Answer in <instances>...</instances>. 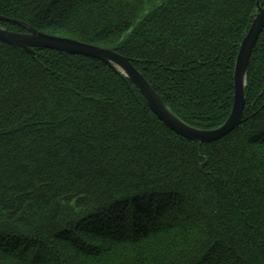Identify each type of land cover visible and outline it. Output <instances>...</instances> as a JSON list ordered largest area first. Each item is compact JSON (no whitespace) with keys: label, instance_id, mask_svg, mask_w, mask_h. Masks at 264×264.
<instances>
[{"label":"trees","instance_id":"16d2710c","mask_svg":"<svg viewBox=\"0 0 264 264\" xmlns=\"http://www.w3.org/2000/svg\"><path fill=\"white\" fill-rule=\"evenodd\" d=\"M259 3L0 0V16L131 59L174 114L213 130ZM246 98L238 128L193 142L117 69L0 41V264H264V30Z\"/></svg>","mask_w":264,"mask_h":264},{"label":"water","instance_id":"95a60500","mask_svg":"<svg viewBox=\"0 0 264 264\" xmlns=\"http://www.w3.org/2000/svg\"><path fill=\"white\" fill-rule=\"evenodd\" d=\"M258 5H260V3ZM0 21L22 26L28 31L27 34H18L0 28V41L6 44L19 47L30 53H33L32 49L34 48H44L73 55L90 57L108 65L118 66L139 88L151 110L167 127L193 142L210 143L231 133L243 122L246 106L245 86L247 71L253 50L264 30V7L259 6V13L256 15L247 36L244 38L237 57L234 85L235 96L231 115L221 127L214 130L195 129L182 122L166 107L159 94L139 73L129 58L110 49H104L70 38L57 37L38 32L29 28L26 23L17 20L0 16Z\"/></svg>","mask_w":264,"mask_h":264},{"label":"rangeland","instance_id":"374dc122","mask_svg":"<svg viewBox=\"0 0 264 264\" xmlns=\"http://www.w3.org/2000/svg\"><path fill=\"white\" fill-rule=\"evenodd\" d=\"M173 78H174L173 76H169V77H165V80H166L168 83L171 84ZM183 78H184V77H183L182 75H180V77H179V82H182L183 84L186 83V85H188V84H187V81L184 80ZM191 89H192L193 93L198 94V93L200 92V90H201V87H200L199 85H192ZM186 105L189 106L188 103H186Z\"/></svg>","mask_w":264,"mask_h":264}]
</instances>
